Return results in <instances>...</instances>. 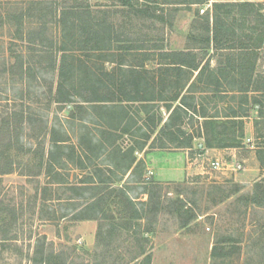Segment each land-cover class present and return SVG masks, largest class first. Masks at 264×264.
I'll list each match as a JSON object with an SVG mask.
<instances>
[{"label": "rangeland", "instance_id": "374dc122", "mask_svg": "<svg viewBox=\"0 0 264 264\" xmlns=\"http://www.w3.org/2000/svg\"><path fill=\"white\" fill-rule=\"evenodd\" d=\"M34 1L37 0H0V71L4 66L14 64L15 54H22L26 64L36 68L34 74L37 75L34 79L33 73H27L24 80L16 74L0 77V120L2 115L23 110L25 117L29 112H35L38 118L48 120L49 128L59 120L69 128L66 119L70 106L58 105L49 99L50 88L56 89L58 73L51 70L38 73V58L29 45L17 39L16 26L8 22L9 15L25 11ZM42 1L57 4L62 0ZM216 1L219 0L196 4V0H133L132 9L117 5L114 0H70L72 4L89 6L94 12L109 11V19L116 26L121 25L133 35L149 36L152 44L171 51L186 48L193 22L207 13L212 14ZM248 1L259 6L264 14V0ZM139 9L143 12L137 11ZM202 10H206L205 13ZM233 16L240 18L236 12ZM232 20L230 17L229 21ZM33 21L26 20V32L34 28L30 23ZM46 22L48 33L56 36L59 29L53 15L48 16ZM233 27L240 35L253 34L249 24L241 26V22H237ZM135 54L136 57H130L127 64L141 65L143 62L149 70L157 67L156 53H149L151 59L145 62L138 60L143 59L142 53ZM222 54L209 51L208 55L213 56V68ZM258 56L257 69L264 72V47L258 50ZM113 68L115 65L106 64L108 71ZM219 79L223 83L220 92L201 93L203 83L193 87L195 93L190 98H196L195 102L208 110L207 116L217 118L207 123L202 121L201 125L196 119L186 120L184 130L194 136L192 148L158 150L146 147L144 152L136 154L137 159L143 161L142 166L126 175L121 172L110 174L114 186L124 187L132 198L131 208L117 205L120 199L115 194L107 200L104 213L80 211L84 204L80 195L68 193L65 185L51 184L52 180L34 168L27 157L13 173L0 176V211L6 217L5 220L0 217V264H39L33 260L39 250L45 256L50 252L62 254L67 264H264V206L246 200L254 193L255 184L264 179V165L261 163L264 154L260 160L257 149L264 147V124L258 130L254 128L259 117L253 107L254 94L249 95L248 102L234 93L225 94L224 90H231L232 85L224 81V75H219ZM203 80L207 79L204 77ZM160 106L157 114L166 120L169 112L163 103ZM232 108L248 110L249 117L227 125L229 121L225 116ZM140 116L146 118L144 113ZM18 126L23 153L30 155L29 150L38 145L31 137L33 128L26 122ZM44 138L41 139L46 143L47 152L49 136ZM234 142L240 143V149L235 156L226 157L220 169L212 166L217 159L204 160L199 156L209 143L217 148ZM130 144L131 141L126 139L124 146L127 148ZM178 152H188L190 158L199 159L204 174L181 181L156 180L158 168L165 169L161 178L179 179L169 175V168L179 163L180 156L175 154ZM63 172L71 184L78 186L84 180L91 182V170H79L72 164ZM144 181L159 186L155 198L150 193L152 207L147 203L149 193L145 192L149 187ZM69 196L79 201L63 219L69 205L65 200ZM176 206L180 207L179 210ZM146 213L148 218L145 219ZM147 228L151 232L146 233ZM224 239L230 240L223 245L230 249V254L214 257V246Z\"/></svg>", "mask_w": 264, "mask_h": 264}, {"label": "trees", "instance_id": "16d2710c", "mask_svg": "<svg viewBox=\"0 0 264 264\" xmlns=\"http://www.w3.org/2000/svg\"><path fill=\"white\" fill-rule=\"evenodd\" d=\"M132 1L114 0L117 5L133 9ZM196 1V4H204L207 0ZM238 1L242 2L216 1L212 14L207 13L193 22V31L189 33L186 48L182 51L166 50L161 45L152 44L149 36L133 35L121 25L116 26L109 19V11L94 12L89 6L72 4L70 0L57 4L37 0L25 11L9 15L8 22L17 28V39L29 45L38 58V73L42 70L58 73L56 89L50 88L49 99L52 103L70 106L66 119L70 127L59 120L49 128L48 120L38 118L35 112H29L27 117L23 110L2 115L0 176L13 173L27 157L34 168L52 180L51 184L65 185L68 193L80 195L84 203L80 211L104 213L107 200L115 194L120 199L117 205L130 207L132 198L124 187L114 186L109 179L110 174L121 172L126 175L138 169L143 161L137 159L136 152L146 147L162 150L192 148L194 136L184 130L186 120L196 119L199 124L200 119L207 123L217 117L207 116L208 110L190 95L195 93L193 87L197 83L204 85L201 93L220 92L223 83L219 75H224V81L232 85L231 90L223 93L239 95L245 102H248L250 94H254L253 107L259 113L255 122L258 130L264 124V72L257 69L258 50L264 47V14L253 2ZM33 12H37L36 15ZM235 12L239 19L233 16ZM50 15L55 18L58 36L48 33L46 20ZM230 17L232 21H229ZM27 19L34 20L30 22L34 28L26 32ZM237 22H241V26L249 24L253 34H238L233 27ZM210 50L224 53L220 60L218 56L215 68L212 67L213 56L208 55ZM152 52L157 57V67L153 70L147 69L143 62L141 65L127 64L130 57H136L135 53H142L143 59L138 60L145 62L151 59L149 53ZM14 57V64L4 66L0 77L16 74L24 80L27 73H36V68L26 64L22 54ZM106 64H113L116 68L108 71ZM36 76L34 74V79ZM204 77L207 80L204 81ZM161 103L169 112L166 120L157 114ZM241 109H231L225 116L229 121L227 125L249 117V111ZM140 113H144L146 118H142ZM24 122L33 128L31 137L38 142L35 149L29 150L30 155L23 153L20 142L18 125ZM258 133L262 136L260 131ZM244 135L242 131V137ZM42 136L44 139L49 136L47 152ZM126 139L132 143L127 148L124 146ZM222 147L239 148L240 143ZM207 148L214 146L209 143ZM258 153L261 160L264 147H260ZM261 163L264 165L262 160ZM72 164L79 170H91V182L84 180L78 186L67 182L63 171ZM144 182L149 187L145 192L149 193L147 203L152 207V198L156 197L159 186L154 182ZM246 198L248 203L264 206V179L255 184L254 193ZM65 201L69 205L63 219L69 216L67 211L70 208L73 211L79 200L69 196ZM0 217L6 219L4 215ZM143 217L148 218V213ZM149 232L151 230L147 228L146 233ZM229 242V239H224L217 243L212 255H229L230 249L223 246ZM36 254L38 256L33 260L39 264H67L62 254L50 252L45 256L40 250Z\"/></svg>", "mask_w": 264, "mask_h": 264}, {"label": "crops", "instance_id": "0c3cea01", "mask_svg": "<svg viewBox=\"0 0 264 264\" xmlns=\"http://www.w3.org/2000/svg\"><path fill=\"white\" fill-rule=\"evenodd\" d=\"M185 94V93H184ZM203 121V119H200L199 125H201L200 123ZM255 128V127H254ZM150 144V143H149ZM148 144V146H149ZM240 149V148H230V147H217V148H207L205 150V152L201 155H199L200 157H202L204 160H210L208 158L211 159H217V161L220 162V164H223L222 162L224 161V159L228 156H235L236 155V151ZM259 149V148H257ZM158 150H162V149H158ZM143 151H137L136 154H140ZM172 153V152H171ZM174 153V152H173ZM154 154V153H153ZM177 156H180L179 158V163H176L178 165H173L171 166L169 169L171 176H178L179 179H168V178H161V176H163V172H165V169H161L158 168L156 169V180L161 181V182H168V181H181V180H185L188 179L190 176L192 175H200V174H204V170L201 167V165H199V159H194V158H190L188 152H178L175 153ZM140 158H138L139 160ZM153 162V161H152ZM172 162V161H171ZM173 164V162H172ZM175 164V163H174ZM165 174V173H164ZM160 176V177H158ZM128 178V177H126Z\"/></svg>", "mask_w": 264, "mask_h": 264}, {"label": "built area", "instance_id": "2783aa9c", "mask_svg": "<svg viewBox=\"0 0 264 264\" xmlns=\"http://www.w3.org/2000/svg\"><path fill=\"white\" fill-rule=\"evenodd\" d=\"M206 10H202V13H205ZM212 166L215 168V169H220L221 167V164L219 161H215L212 163Z\"/></svg>", "mask_w": 264, "mask_h": 264}]
</instances>
